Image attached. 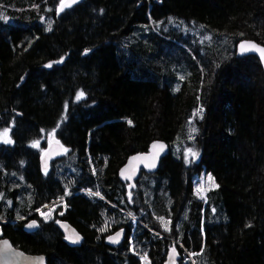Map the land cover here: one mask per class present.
Instances as JSON below:
<instances>
[{"label": "trees", "instance_id": "1", "mask_svg": "<svg viewBox=\"0 0 264 264\" xmlns=\"http://www.w3.org/2000/svg\"><path fill=\"white\" fill-rule=\"evenodd\" d=\"M33 1L42 8H30ZM59 3L0 0V125L12 138L0 143V230L48 264H142L129 249L132 233L150 264H162L173 245L191 256L186 264H264V75L253 54H235L243 38L264 44V0H83L57 15ZM168 17L205 34L170 42L172 61L140 37ZM169 64L167 75L153 73ZM179 70H190V80L178 84ZM238 71L246 84L233 82ZM204 74L217 78L213 104ZM50 134L67 153L44 170L34 142L45 145ZM155 138L169 152L156 171L141 172L130 197L118 170ZM188 149L196 155L187 158ZM202 171L219 185L205 200L193 192ZM59 198L55 218L83 235L80 245H68L53 221L12 229L9 219ZM113 214L119 221L109 232L126 231L115 246L99 229Z\"/></svg>", "mask_w": 264, "mask_h": 264}, {"label": "rangeland", "instance_id": "2", "mask_svg": "<svg viewBox=\"0 0 264 264\" xmlns=\"http://www.w3.org/2000/svg\"><path fill=\"white\" fill-rule=\"evenodd\" d=\"M30 8H34L36 11H38L42 8V6L40 5L39 1H33L32 4L30 5ZM151 23H153L152 20H151ZM192 25H186L183 21L168 17V18L164 19L160 24L154 25V26L152 25V28L154 29L153 30L154 33L148 26H145L142 29L143 32L141 33L140 37L144 38V36L147 35L149 37V39L154 40L156 45H158V47H157V49H159L158 50V56L163 57L164 59H166L168 61H172L175 58L174 52H175L177 47L174 46V47L170 48L169 47L170 42H172V41L182 42L186 37H190L189 40H191L193 42H197L198 40H201L202 38L205 37V34H203L198 27H195L196 24L192 23ZM230 38L231 37H227V40ZM184 43L185 42H183V45H184ZM141 49H143L142 45H141ZM166 51H167V53H165ZM206 56H207V53H206L205 49L201 45H199V47L197 49V57L202 59ZM232 56H234V52L231 49H228V57L231 58ZM213 57H215V56H213ZM220 60L223 61L225 59H220ZM251 64H252V67L254 68L255 65L252 61H251ZM168 66H170V64L167 66L158 65L153 70V73H154V71H157V72L163 71L164 72V71L168 70ZM206 67H207V64L206 65H201V64L198 65V68L201 69L203 71V73L206 72L205 71ZM225 68H226V64L223 65V67H221V70H219V72H217V73L218 74L224 73ZM168 73L169 72H164L163 74L167 75ZM174 74L177 75L178 84L181 81L183 84L186 80H190L192 72L190 70H185V71L179 70L178 73L175 71ZM204 75H205L204 85H206V86L212 85L210 98H211V104H213V100H216V95H217V90H216L217 78L215 76L213 78L207 74H204ZM232 80H233V82L240 83V84L244 85L247 83L249 78L246 76V73L238 71L236 74L233 75ZM198 84L199 85L197 86V91L200 87V83H198ZM199 108L200 109L203 108V100H202V106H200ZM199 108H197V111L199 110ZM54 139H56V138L52 134H50L45 139V141H46L45 145L42 142L40 144H38V146L40 147V155L46 149L47 145ZM215 141H217V140H215ZM11 142H12L11 127L9 126V124L0 125V143H11ZM38 146H36V147H38ZM63 153L64 154L67 153V148H64ZM192 153H195V152L194 151H192L191 153L187 152L186 157L187 158L194 157L192 155ZM61 164H62V160H59L58 166H61ZM91 167H92L91 168L92 170H96L97 166H96V163L94 161H91ZM209 176H211L209 173L202 171L200 174L195 175L193 178V192L201 200H205L208 193H210L211 191H213L217 188L214 186V185H217L215 183L214 179L212 181L208 180ZM197 189H199L200 191L198 192ZM84 190L89 191V192H93L91 189H84ZM59 207H61V208L59 209ZM63 210H64V203H63V200L61 198L55 200L54 202H52L46 206L39 207L37 213L39 215L40 223L46 224L52 220L56 221V219H57V218H55L56 215H60V213L62 214ZM159 220L162 223L161 225L164 229L170 228V219L162 218ZM118 221H119L118 215H114V214L113 215H106V217L104 218V222H102L99 229L100 230L103 229L104 233L107 234L110 231L112 224H114ZM139 241L140 240H139L138 236H136L134 233H132L131 237H130L129 249H130V251H132L134 253L136 252L137 255L138 254L140 255V256L139 255L138 256L141 258L142 264H150L147 257H146V251L144 250L145 245ZM190 258H191L190 255H186L184 253H182L180 255V253H179V264H186L188 259H190Z\"/></svg>", "mask_w": 264, "mask_h": 264}, {"label": "water", "instance_id": "3", "mask_svg": "<svg viewBox=\"0 0 264 264\" xmlns=\"http://www.w3.org/2000/svg\"><path fill=\"white\" fill-rule=\"evenodd\" d=\"M81 1L83 0H77V3ZM57 13L58 15L61 13V11H59V8ZM247 42L254 43L259 47H264V44L254 39L244 38L237 42L235 47V54L237 56L249 54L255 55L261 64L262 72L264 75V60L261 59L260 53L256 50H248L244 52L241 51L242 44H244L246 48L249 47ZM38 144L35 143V146H38ZM153 145H156V147H153ZM161 145L163 147H161ZM169 148L170 146L167 141L160 138H155L150 142L147 150L133 152L128 155L125 162L121 165L118 170V176L121 181L127 183L126 187L128 192L130 193V197L131 190L135 186V181L136 179H138L140 173L142 171H156L160 166L161 159L168 154ZM63 152V144L57 139L52 140L40 156L39 163L41 168L44 170L48 169L51 165L52 160L62 155ZM33 215L34 214H31L29 216L31 217ZM38 226V220L36 218H31L30 221L25 225V230L34 231L38 228ZM58 226L64 234L63 239L67 242V244L74 246L82 243L83 235L71 223L64 219H59ZM117 233L120 234L118 237ZM125 233L126 231L124 227H120L115 231H111L106 236V242L113 246L118 245L124 241ZM77 235L79 236L78 241L75 240V237ZM70 236L72 237L71 240L68 239V237ZM109 237L115 238L116 242L110 240ZM173 249H175V252L173 251ZM0 264H48V262L45 254L24 252L22 249L13 246V244L8 238H0ZM162 264H179V251L177 250L176 246L173 245L171 248L168 249L166 257Z\"/></svg>", "mask_w": 264, "mask_h": 264}, {"label": "snow or ice", "instance_id": "4", "mask_svg": "<svg viewBox=\"0 0 264 264\" xmlns=\"http://www.w3.org/2000/svg\"><path fill=\"white\" fill-rule=\"evenodd\" d=\"M75 3H77V0H60L59 11H63L65 8L71 7V5H73V4H75ZM50 28H51V25H49V29H50ZM247 43H248L249 47L246 48V47L244 46V44H242V45H241V51L244 52V51H248V50H256V51H258V52L260 53V55H261V59L264 60V47H259L258 45L254 44V43H251V42H247ZM86 51H87V50H86ZM48 67H51V65H48ZM83 96H84V93H83V92H80V93L77 94L76 99L79 100V99H81ZM201 111H202V110H201ZM128 123L131 124L132 122L129 120ZM34 143L38 144L39 142L37 141V142H34ZM153 147H156V145H153ZM161 147H163V146L161 145ZM188 151H189L190 153L192 152L191 149H189ZM192 155L195 156L196 153H192ZM122 174H123V173H122ZM213 179H214V178L211 177V176L208 177V180H210V181H212ZM214 186H215V187H219V185H214ZM197 191L199 192L200 190L197 189ZM95 195H99V193H95ZM161 219H162V218H161ZM33 223H34V222H33ZM30 226H31V225H30ZM119 235H120V234L117 233V237H118ZM68 239L71 240L72 237L70 236V237H68ZM109 239L112 240L113 242H116V241H115V238H113V237H109ZM75 240H77V241L79 240V236H78V235L75 237ZM73 242H75V241H73ZM173 251L175 252V249H173Z\"/></svg>", "mask_w": 264, "mask_h": 264}, {"label": "flooded vegetation", "instance_id": "5", "mask_svg": "<svg viewBox=\"0 0 264 264\" xmlns=\"http://www.w3.org/2000/svg\"><path fill=\"white\" fill-rule=\"evenodd\" d=\"M23 210H25V209H23ZM31 214H34L33 216H29V215H31ZM63 214V213H62ZM31 218H36L37 220H38V224H39V226H40V221H39V215H38V213L37 212H34V211H32L31 213H29L27 216H25V213H23V215L21 216V217H19V218H15V219H9V221H10V223H11V227H12V229L13 230H17V229H20L23 233L25 232V225L30 221V219ZM59 219H62V218H60V217H58L57 219H56V221L55 220H52L54 223H56L57 224V226H58V221H59ZM0 220H2V219H0ZM25 220H26V222H25ZM38 226V227H39ZM59 227V226H58ZM60 229V228H59ZM62 232V231H61ZM19 234V235H24V234ZM109 234V233H108ZM64 237V234L62 233V238ZM0 238H8L10 241H11V243L13 244V246H15V247H17V248H20V249H22L21 247H19L18 245H15L13 242H14V239H16L18 242H20V240L18 239V236H15L14 235V233H11V238H9V237H7V236H5V234L3 233V230H0ZM105 238H106V236H105ZM64 240V239H63ZM65 241V240H64ZM106 241V240H105ZM21 242H23V243H25V237H23V239H22V241ZM66 242V241H65ZM67 243V242H66ZM107 243V242H106ZM69 245V244H68ZM80 245V244H79ZM71 246V245H70ZM74 246H78V245H74ZM23 250V249H22ZM24 252H25V250H23Z\"/></svg>", "mask_w": 264, "mask_h": 264}, {"label": "bare ground", "instance_id": "6", "mask_svg": "<svg viewBox=\"0 0 264 264\" xmlns=\"http://www.w3.org/2000/svg\"><path fill=\"white\" fill-rule=\"evenodd\" d=\"M141 174V173H140Z\"/></svg>", "mask_w": 264, "mask_h": 264}]
</instances>
